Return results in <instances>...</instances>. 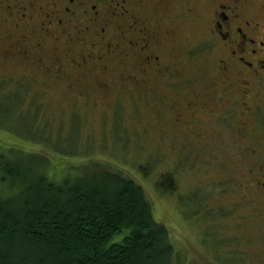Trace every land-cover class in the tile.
I'll return each mask as SVG.
<instances>
[{"label":"rangeland","instance_id":"374dc122","mask_svg":"<svg viewBox=\"0 0 264 264\" xmlns=\"http://www.w3.org/2000/svg\"><path fill=\"white\" fill-rule=\"evenodd\" d=\"M213 2L173 1L162 23L175 25L160 56L164 77L152 76L144 90L129 89L120 79L123 72L117 78L113 73L98 77L110 83L106 92L88 85L83 89L68 66L59 73L52 70L49 77L4 60L0 42V80L12 88L28 86V96L39 101L44 110L39 118L47 124L41 123L45 148L0 129V149L21 146L47 152L57 169L86 167L87 161L107 163L134 179L151 203L153 219L168 231L177 255L171 264H264V194L256 187L258 178L264 180V169H252L264 165V120L249 123L242 115L234 92L237 81L225 87L211 83L217 74L215 53L201 49ZM248 2L264 23V0ZM45 43L37 56L46 58L50 45ZM91 73L82 81L98 80ZM205 90L212 96L200 100L206 108L194 118L182 113ZM6 116L0 111L4 125L11 126ZM21 125L27 127L12 128L26 132ZM250 133L259 138L258 146ZM255 147L253 159L250 150ZM252 170L260 172L258 178Z\"/></svg>","mask_w":264,"mask_h":264},{"label":"flooded vegetation","instance_id":"af4514ba","mask_svg":"<svg viewBox=\"0 0 264 264\" xmlns=\"http://www.w3.org/2000/svg\"><path fill=\"white\" fill-rule=\"evenodd\" d=\"M173 1L0 0L1 54L4 60L49 77L54 70L59 73L68 66L78 74L83 89L88 85L106 92L110 83L98 77L113 73V78H117L123 72L120 79L131 85L129 89L144 90L152 76L164 77L160 56L166 41L175 33V25L166 27L162 23L170 15ZM252 7L248 0H214L207 13L206 42L201 51H214L212 66L217 71L214 77L226 80L216 82L212 77L211 83L225 87L232 80L237 81L239 85L234 92L241 99L242 115L263 123L264 23ZM155 21L159 23L153 25ZM43 42L50 45L45 51L46 58L37 56ZM93 71L98 80L82 81ZM115 83L118 82L113 83V89ZM210 95L209 90H205L203 97L195 95L181 112L194 118L196 112L206 108V103L200 100L204 97L211 100ZM241 130L237 133L240 137ZM256 136L250 133V139L253 137L258 146L260 140ZM250 153L256 159L258 147ZM252 169H264V165L256 164ZM251 172L258 178L260 172ZM256 187L263 195L264 180L258 178Z\"/></svg>","mask_w":264,"mask_h":264},{"label":"trees","instance_id":"16d2710c","mask_svg":"<svg viewBox=\"0 0 264 264\" xmlns=\"http://www.w3.org/2000/svg\"><path fill=\"white\" fill-rule=\"evenodd\" d=\"M7 83L0 80V111L12 123L0 119V129L45 148L41 104L28 96V86ZM19 124H27L21 125L27 131L12 128ZM86 163L57 169L47 152L0 149V264H171L177 259L143 187L107 163Z\"/></svg>","mask_w":264,"mask_h":264}]
</instances>
